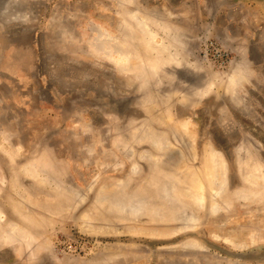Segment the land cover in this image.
Here are the masks:
<instances>
[{"label": "rangeland", "instance_id": "374dc122", "mask_svg": "<svg viewBox=\"0 0 264 264\" xmlns=\"http://www.w3.org/2000/svg\"><path fill=\"white\" fill-rule=\"evenodd\" d=\"M233 262L264 264V0H0V264Z\"/></svg>", "mask_w": 264, "mask_h": 264}, {"label": "bare ground", "instance_id": "6f19581e", "mask_svg": "<svg viewBox=\"0 0 264 264\" xmlns=\"http://www.w3.org/2000/svg\"><path fill=\"white\" fill-rule=\"evenodd\" d=\"M135 7V6H134ZM123 8H125V7H123ZM129 8H130V6H129ZM132 9V8H131ZM123 11H126V9L124 10L123 9ZM133 11V10H132ZM131 12V11H130ZM133 14V13H132ZM138 15H139V13H138ZM175 19V18H174ZM133 20L134 21H137V23L139 24V25H141V27H142V29H145V31H147V30H151V29H149L150 27V25H151V23L149 22V19H147L145 16H133ZM125 24H127V23H125ZM137 26V25H136ZM140 27V28H141ZM148 32V31H147ZM151 33V32H150ZM148 34V33H147ZM148 35H150V34H148ZM187 43V42H186ZM185 43V44H186ZM188 44V43H187ZM186 44V45H187ZM186 47V46H185ZM183 48V47H182ZM187 48V47H186ZM181 51V50H180ZM101 52V51H100ZM176 54V53H175ZM176 55H178V54H176ZM179 56V55H178ZM183 58L184 57H186V55H181ZM181 57V58H182ZM176 60V59H175ZM178 60H176V63H178L177 62ZM173 64V63H172ZM235 65V64H234ZM177 66V65H176ZM235 67H237V66H235ZM234 66H233V68H235ZM239 67V66H238ZM237 69H239V68H237ZM236 69V70H237ZM235 70V71H236ZM229 73V72H228ZM235 73H237V72H235ZM239 73H240V71H239ZM231 75H233V74H231ZM234 76V75H233ZM237 77V76H236ZM243 78V77H242ZM230 84V83H229ZM225 88V87H224ZM170 191H167V193H166V195H167V197H169L170 198ZM77 195V194H76ZM192 196V199H194V201L196 202V204H197V206L199 207V208H202L204 205H205V200H206V195H205V192H204V189L203 188H201V187H199L198 188V190L196 191V192H194V195H191ZM170 201L172 200V199H169ZM212 200H213V202H212V209H213V212L214 213H216L217 212V207H218V203H217V194H215V192H213V194H212ZM169 203V202H168ZM171 204H172V206L174 205V201H172L171 202ZM171 206V207H172ZM2 216V215H1ZM197 219H198V216L196 215V214H193V213H191V212H187V213H185V210H184V212L183 213H181V216H180V224H179V227H186V228H191L196 222H197ZM84 227V226H83ZM88 227H89V225H88ZM87 227V228H88ZM178 227V228H179ZM195 227V226H194ZM86 228V227H85ZM91 228V227H90ZM83 229V228H82ZM89 230V229H88ZM93 230V229H92ZM174 232L176 231V230H173ZM147 232V231H146ZM173 232V233H174ZM10 238V237H9ZM227 242V241H226ZM227 243H229V242H227ZM231 244V243H230ZM251 244V243H250ZM233 246H236V247H238L237 245H235V244H232ZM242 248V247H241ZM193 249V248H192ZM192 249H191V251H192ZM187 250H189V249H187ZM186 250V251H187ZM194 250V249H193ZM232 264H237V263H235V262H233Z\"/></svg>", "mask_w": 264, "mask_h": 264}]
</instances>
